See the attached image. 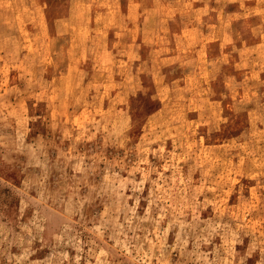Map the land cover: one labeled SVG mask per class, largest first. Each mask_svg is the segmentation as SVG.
<instances>
[{"label": "rangeland", "instance_id": "obj_1", "mask_svg": "<svg viewBox=\"0 0 264 264\" xmlns=\"http://www.w3.org/2000/svg\"><path fill=\"white\" fill-rule=\"evenodd\" d=\"M0 264H264V0H0Z\"/></svg>", "mask_w": 264, "mask_h": 264}]
</instances>
